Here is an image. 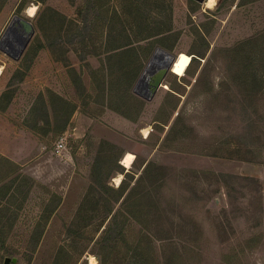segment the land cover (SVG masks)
<instances>
[{
    "label": "rangeland",
    "instance_id": "obj_1",
    "mask_svg": "<svg viewBox=\"0 0 264 264\" xmlns=\"http://www.w3.org/2000/svg\"><path fill=\"white\" fill-rule=\"evenodd\" d=\"M20 1L0 0V39L34 28L18 59L0 49V264H264V0ZM158 47L176 58L146 100ZM52 91L75 103L61 131ZM118 173L151 186L146 229H124Z\"/></svg>",
    "mask_w": 264,
    "mask_h": 264
},
{
    "label": "water",
    "instance_id": "obj_2",
    "mask_svg": "<svg viewBox=\"0 0 264 264\" xmlns=\"http://www.w3.org/2000/svg\"><path fill=\"white\" fill-rule=\"evenodd\" d=\"M16 24L20 25L19 29L14 28ZM33 32L34 28L29 20L21 16H14L0 39V49L12 58L18 59L29 43ZM174 58L175 56L170 52L159 47L156 48L137 79L133 92L146 100L152 99L161 87ZM15 261V257L4 258V264H14Z\"/></svg>",
    "mask_w": 264,
    "mask_h": 264
},
{
    "label": "trees",
    "instance_id": "obj_3",
    "mask_svg": "<svg viewBox=\"0 0 264 264\" xmlns=\"http://www.w3.org/2000/svg\"><path fill=\"white\" fill-rule=\"evenodd\" d=\"M26 0H21L18 4V7L23 5L25 3ZM37 2H42L44 0H36ZM243 3L241 2V0L237 3V6L242 5ZM161 33H155L154 35H159ZM150 37V36H147ZM259 37V36H258ZM233 49H237V47L233 48ZM232 49V50H233ZM238 54V52H236ZM130 98L134 105H132L131 107H126V110L121 111L122 113H124V115L131 117L133 120L137 117L138 112H139V107L142 106L143 104V100H141L139 97L135 96L134 94H130ZM51 102L53 104V110H54V116L56 118V116H60L59 112L62 111V109H59L58 107H63L65 106V108H69L70 106H72L73 104L71 102H68L66 100H64L63 98L59 97V96H55L52 97L51 96ZM116 103L114 102V100L111 102V104ZM113 105H117V104H113ZM138 106V107H137ZM65 113H67V110L65 111ZM66 115V114H64ZM157 120V119H156ZM134 162V161H133ZM152 165L151 162H148L145 164V166L143 167L142 173L140 174V176L138 177V180L142 179V177H144V175L147 174L150 166ZM138 187V183H135L134 185H132L129 190L126 192L127 187L123 186V180L121 181L120 185L117 188H111L108 187V189H111L113 191L116 192L118 197H121L122 195H124V193L126 192L125 196H124V215L125 218L127 219V222H129V224H127V226L124 228L125 230H129L131 227V222L134 221L136 223H138L140 225V230L142 229H146V224L143 222V219L140 218L139 213H145L146 210L149 207V204H143L140 205L139 203L144 200V199H149L150 197H152L151 195V186H148L144 189H141L139 191H136ZM92 189V187H89L86 191V194H84V199L87 197V195L90 193V190ZM112 212V207L108 206L107 208V214L109 215ZM113 217V215L111 216V218ZM111 218L108 220L107 225H111ZM167 228V225H166ZM106 229V228H103ZM164 230V228H162ZM262 234H264V232H260L258 235H256V238H259L262 236ZM165 264H172V262H166Z\"/></svg>",
    "mask_w": 264,
    "mask_h": 264
},
{
    "label": "bare ground",
    "instance_id": "obj_4",
    "mask_svg": "<svg viewBox=\"0 0 264 264\" xmlns=\"http://www.w3.org/2000/svg\"><path fill=\"white\" fill-rule=\"evenodd\" d=\"M216 1H217V0H205L204 3H205V5H206V7H208V8H212V7L216 4ZM27 11H28L29 16L33 15V14L35 13V11H36V5H30V6L27 8ZM14 28H15V29H19V28H20V25H19V24H16V25H14ZM175 58H176V57H175ZM175 58H174V61H175ZM174 61H173V62H174ZM173 62H172V64H173ZM171 66H172V65H171ZM176 69H177V68H176ZM179 69H180V70H179V73H183L184 70H185V66H184V64H179ZM1 73H2V67L0 66V74H1ZM163 85H164V84H163ZM148 132H149L148 129H144V133H143V134L148 135ZM134 159H135L134 154L131 153V152H129V151H126V152L122 155V157H121V159H120V163L123 165V167L130 168L132 162L134 161ZM112 180H113V181L115 182V184H117V186H118V184H120V182H121V180H122V173H118V174H116V175L113 177ZM87 259H88V264H98L97 259H96V257H95L94 255H89V256L87 257ZM99 262H100V261H99Z\"/></svg>",
    "mask_w": 264,
    "mask_h": 264
},
{
    "label": "crops",
    "instance_id": "obj_5",
    "mask_svg": "<svg viewBox=\"0 0 264 264\" xmlns=\"http://www.w3.org/2000/svg\"><path fill=\"white\" fill-rule=\"evenodd\" d=\"M50 93V95L52 96V97H55V96H59V97H61V98H63L61 95H59V94H57V93H55V92H49ZM64 100H66L65 98H63ZM67 101V100H66ZM73 105H75V103L73 104ZM52 106H53V104H52ZM59 109H62V111H60L59 112V114L60 115H62L64 118H65V120H63V124L61 125V127L59 128V131H61V130H63V129H66L67 128V126H66V124L68 123L67 122V119L68 118H66V116L68 117V116H71V114H72V112H74V111H72V108H73V106H70L69 108H65V106H64V108L63 107H58ZM67 110V113H65V111ZM64 114H66V115H64ZM133 163L134 162H132V164H131V167H132V165H133Z\"/></svg>",
    "mask_w": 264,
    "mask_h": 264
},
{
    "label": "built area",
    "instance_id": "obj_6",
    "mask_svg": "<svg viewBox=\"0 0 264 264\" xmlns=\"http://www.w3.org/2000/svg\"><path fill=\"white\" fill-rule=\"evenodd\" d=\"M64 148H66V137L65 136H61L56 144V152L62 151L64 150Z\"/></svg>",
    "mask_w": 264,
    "mask_h": 264
},
{
    "label": "snow or ice",
    "instance_id": "obj_7",
    "mask_svg": "<svg viewBox=\"0 0 264 264\" xmlns=\"http://www.w3.org/2000/svg\"><path fill=\"white\" fill-rule=\"evenodd\" d=\"M180 69L178 68L177 71H179Z\"/></svg>",
    "mask_w": 264,
    "mask_h": 264
}]
</instances>
